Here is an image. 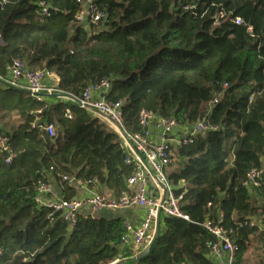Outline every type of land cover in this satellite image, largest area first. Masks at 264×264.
Returning a JSON list of instances; mask_svg holds the SVG:
<instances>
[{
  "label": "trees",
  "instance_id": "trees-1",
  "mask_svg": "<svg viewBox=\"0 0 264 264\" xmlns=\"http://www.w3.org/2000/svg\"><path fill=\"white\" fill-rule=\"evenodd\" d=\"M85 1L105 12L104 22L77 21ZM0 36L2 78L20 58L56 74L57 89L74 98L109 80L106 100L122 101L131 132L143 110L211 127L175 150L167 172L188 220L163 216L149 253L134 259L122 217L80 214L70 226L35 202L50 178L64 198L76 197L63 175L116 196L127 191L133 167L118 133L60 93L38 100L0 79V133L11 147L0 149V264H216L204 223L221 214L239 247L234 264H247L252 241L264 242L256 200L264 177L257 187L248 177L264 157V0H0Z\"/></svg>",
  "mask_w": 264,
  "mask_h": 264
},
{
  "label": "built area",
  "instance_id": "built-area-1",
  "mask_svg": "<svg viewBox=\"0 0 264 264\" xmlns=\"http://www.w3.org/2000/svg\"><path fill=\"white\" fill-rule=\"evenodd\" d=\"M82 4V8L75 16L77 21L81 23L90 21L96 25L105 21V12L97 10L92 1H85ZM40 6L43 7V13H48L44 2H41ZM236 21L241 22L240 19ZM0 43H2L1 36ZM7 70V77L0 79L12 87L28 90L38 100L63 93L57 89L58 85L52 84L48 79L52 72L31 70L20 58H15ZM110 89V81L103 80L99 84L87 86L82 96L74 98L73 102L82 108L96 109L118 133L121 146L127 153L126 163L133 167V172L127 180L128 190L113 197L93 188L85 196L67 199L60 196L56 187L48 180L40 182L35 202L52 208L70 226L75 225L79 215L86 214V210L95 214L130 207L142 208L145 214L140 226L133 228L131 224L126 223L127 230L123 238L125 246H130L139 253L150 242L159 213L162 217H179L188 220V216L180 209L183 195L176 194L167 172L175 158V150L193 143L196 137L204 134L211 127L204 118L192 125H181L174 118H163L151 111L143 110L139 116V130L131 132L124 126L122 101L109 103L106 100L105 95ZM217 101L216 97L211 106ZM66 116L71 117L69 110L66 111ZM43 129L50 136L55 135L54 124H45ZM0 149L11 152L9 138L3 133H0ZM7 161H10V158ZM248 177L251 186L257 187L261 184L264 173L255 169ZM63 179L74 185L84 184L74 176L63 175ZM221 222L222 214L218 222L208 219L204 223L205 228L214 237L208 247L217 264H234L239 247L232 238L233 230L223 227Z\"/></svg>",
  "mask_w": 264,
  "mask_h": 264
},
{
  "label": "crops",
  "instance_id": "crops-1",
  "mask_svg": "<svg viewBox=\"0 0 264 264\" xmlns=\"http://www.w3.org/2000/svg\"><path fill=\"white\" fill-rule=\"evenodd\" d=\"M48 79L54 85H58V83H59V78L54 73H52L48 77ZM174 160H175V158H174ZM169 169H172V167H170ZM262 171L264 173V157L262 158ZM50 182H52L53 185L56 187L59 195L64 197L62 189L57 186V183L54 182L53 178L52 179L50 178ZM75 187L77 190V194H76L77 197H82V196L87 195L89 190L93 189V188H96L97 190L104 192L108 195H111L113 197L116 196L109 189H107L105 187H100L97 184L96 185L94 184V186L90 187L84 183L82 185L81 184L75 185ZM127 190H128V186H127ZM155 193L157 194L156 189H155ZM256 200H257V205L264 208V198L259 197L256 194ZM85 213L86 214H92L90 210H86ZM102 213L104 215H107V216H115V217L120 216L124 219L125 223H129L133 226V228H137L140 226V224L144 218L145 210L142 208H139V207H130L127 209L117 210V211H104ZM262 229L264 231V227H262ZM128 248H131V247L128 246ZM246 259H247V264H264V242L259 241L257 238L254 239L251 243V246L249 247L247 254H246ZM213 261H215V260H213ZM111 264H119V260H116L115 262H113Z\"/></svg>",
  "mask_w": 264,
  "mask_h": 264
},
{
  "label": "water",
  "instance_id": "water-1",
  "mask_svg": "<svg viewBox=\"0 0 264 264\" xmlns=\"http://www.w3.org/2000/svg\"><path fill=\"white\" fill-rule=\"evenodd\" d=\"M4 83L8 87H12L8 83H6V82H4ZM12 88L20 89V88H16V87H12ZM22 90H24V89H22ZM26 91H28V90H26ZM57 96L62 97V98H67V99L74 100V97L71 96L68 93H60ZM91 110L94 113H96L97 115L102 116V114H100L96 109L92 108ZM102 117H104V116H102ZM126 186H128V182H126ZM161 220H162V215H161V213H159L158 216H157L156 222H155L154 232H153V236H152L150 242L148 243V245L142 251H140L139 253H137L135 255L134 259L142 258V257L146 256L149 253V251L151 250V248L154 245L155 241L160 236V232H161Z\"/></svg>",
  "mask_w": 264,
  "mask_h": 264
},
{
  "label": "rangeland",
  "instance_id": "rangeland-1",
  "mask_svg": "<svg viewBox=\"0 0 264 264\" xmlns=\"http://www.w3.org/2000/svg\"><path fill=\"white\" fill-rule=\"evenodd\" d=\"M101 118L104 120V121H106L110 126H111V124H110V122H108L104 117H102L101 116ZM112 127V126H111ZM113 128V127H112ZM154 232V231H153ZM153 236V235H152Z\"/></svg>",
  "mask_w": 264,
  "mask_h": 264
}]
</instances>
